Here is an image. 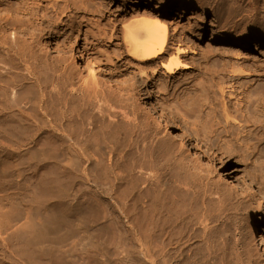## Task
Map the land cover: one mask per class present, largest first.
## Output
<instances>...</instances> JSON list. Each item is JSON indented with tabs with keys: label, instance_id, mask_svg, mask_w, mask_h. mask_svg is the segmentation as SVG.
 <instances>
[{
	"label": "rangeland",
	"instance_id": "374dc122",
	"mask_svg": "<svg viewBox=\"0 0 264 264\" xmlns=\"http://www.w3.org/2000/svg\"><path fill=\"white\" fill-rule=\"evenodd\" d=\"M32 1L42 7L37 14L38 21H35L37 28H0V77L3 75L0 89L9 87L5 81L10 80L19 90L31 86L33 89L37 87L40 95L48 91L42 102V109H46L43 112H48L51 122L65 123L63 126L68 129L71 150L78 155L75 157L80 172L73 175L71 190L47 201L58 219L54 228L65 220V233L68 238H73L75 246L71 241L64 246L68 261L71 264L77 261L82 264H254L255 261V264H264V245L259 240V235L264 237V184L261 189L248 181L245 186L238 185L234 172L239 169L264 180L263 170L256 168L260 161H264L256 135L264 131V53L221 52L218 46L213 51L208 47V41L199 48L186 43L181 32L172 28V39H182L186 46L178 47V41L171 40L170 48H175L174 53L169 50L171 54L167 52L168 55L155 63L143 62L134 58L128 45L131 38L135 39V32L144 28L143 25L140 27L143 23L139 20L153 18L148 15L146 7L137 10L134 0H92L95 4L93 6L91 2L87 12L76 9L78 0ZM145 1L153 5L161 0ZM162 1L171 6L182 5L180 13L185 24H196L207 17L217 16L221 23L235 28L240 38L264 35V0ZM13 2H0L3 10L0 19L5 11L8 14L7 8H15ZM97 6L99 11L95 9ZM78 14L91 21L82 23L78 20L74 27L71 22ZM176 14L168 20L174 22L178 17ZM14 16L25 21L29 18ZM135 21L141 23L134 27ZM14 32L21 40L17 44L9 43L3 36ZM93 34L95 37L91 36ZM54 47L62 50L59 65L57 56L52 53ZM208 50L212 54L208 55ZM92 52L102 56L107 63L111 62V66L114 64L117 76L89 56ZM50 58L52 62H49L53 64L49 72L44 62ZM175 58L180 64L174 68V73H170L162 65ZM30 59L34 61L29 63ZM38 69L52 76L40 78ZM118 77L127 85L135 86L137 95L145 87L153 101L163 106L168 115L187 131L191 143L182 145L174 138L173 132L162 129V125L159 128L152 111L127 99L129 94L120 88ZM39 88L46 89L39 92ZM258 123L262 124V129ZM247 131L253 133L250 137L253 144L248 147L244 144ZM205 137L216 141L231 155L235 152L230 156L231 160L222 159L223 154L205 147L202 144ZM59 144L43 147V152L34 161L24 162L17 168L11 165L4 178H0V194L7 197V202H15L20 196L25 199L18 213L8 214L6 220L12 219L13 224L22 226L28 220L42 219L40 204L34 200L31 187L38 182L40 173L33 172V168L38 165L42 169L47 164L66 162L68 151ZM17 170L21 171L20 180L16 177ZM115 172L121 174L119 179H115ZM80 173L85 174L84 177ZM232 191L237 196H232ZM80 200L86 203L83 204L86 210L79 205ZM103 207L118 214L124 236L119 238L102 229L99 215ZM123 225L137 230L140 236H131ZM139 225L143 228L138 229ZM252 227L261 233L251 232ZM254 237L263 254L259 261L250 257L252 246L249 245ZM140 242L145 244L149 254L139 251Z\"/></svg>",
	"mask_w": 264,
	"mask_h": 264
},
{
	"label": "bare ground",
	"instance_id": "6f19581e",
	"mask_svg": "<svg viewBox=\"0 0 264 264\" xmlns=\"http://www.w3.org/2000/svg\"><path fill=\"white\" fill-rule=\"evenodd\" d=\"M0 2H2V0ZM57 2H58V0H57ZM76 2L77 3H75V4H77V7H78L76 9L77 10L81 9V10H85V11L90 7L91 2L93 4V6L95 4V3H93L92 0H78ZM13 3H15V0ZM54 3H56V2H54ZM7 4H6V6H7ZM15 4H16V6L13 10L10 8H7L8 14L5 13L6 11L4 12V16L0 19V28L1 29H11L12 28V30L14 27H15V29H17L16 27L22 28L24 26H28L31 29H33L34 26L37 28V26H36L37 23L35 24V21L38 19L37 18L38 12L42 9L41 5L39 6L40 3L36 4L32 0H18ZM92 4H91V6H92ZM171 5H167L162 0L157 1L153 5L149 1L134 0V7L137 10L139 8L146 7V9L148 11V15L153 18V20H149V18H148V21H147V19L146 20L145 19L139 20V21H142L143 24H140L141 22L139 23L138 21L134 22L135 23L134 27L136 26V24H140V27H142L141 25L144 26V28H142V30L139 29L140 31H138V32L136 31L138 29L135 30L136 32L133 31L136 33V37L134 40L130 37L131 38V40H130L131 44L128 43L129 44L128 46H130V48H128V49H129V51L130 50L132 51L131 54H133L135 59L143 61V62L149 61V62H153V63H155L156 61H161L163 59L164 55L167 54V52H170L169 50H171V48H170V46H171L170 44L172 42L171 40H174V42L178 41L177 42L178 47L183 48V46H186L182 39L178 38L179 40H177V41L175 39H172V37H174L173 35L171 36V33H170L172 28L174 29V31L177 30V31L181 32V35H182V37H184L186 43L188 42V43H191L192 45H197V47L200 46L199 48H201V45L204 41H208L209 42L208 47L210 49H211V47H212V49H214L218 46V48L222 50L221 52H223V51L224 52H227V51L231 52V50H234V51H238L239 54H251V53H253V55H257L259 52L264 53V35L260 34L258 36H255L252 39L251 38H240L239 33L235 28L230 27L226 23H221L218 20L217 16L216 17L215 16L207 17L203 22H200V23L185 24V23H183L184 16L182 15V13H180L181 9H183V6L178 5V4L175 6L174 5L171 6ZM0 6H1V4H0ZM51 6H52V3H51ZM52 7H54V6H52ZM72 7H75V6H72ZM98 7L99 6H97V8H95V9L97 10ZM100 7H101V5H100ZM100 7H99V9H100ZM0 8H2V7H0ZM93 8H91V9H93ZM95 9H94V11H95ZM99 9H98V11H99ZM102 9H103V7H102ZM68 10H69V8H68ZM54 11H55V8H54ZM72 12H73V10H72ZM83 12H82V14H84ZM90 12H91V10H90ZM100 12H101V10H100ZM0 13H2V15H3V10L0 9ZM73 13L75 14L76 12H73ZM92 13H94V15H95V12H92ZM98 13L96 12V14H98ZM173 14L178 15V17L174 18L175 19L174 22H173V20H172V22H170L168 19ZM14 15L20 16L21 18H22V16L23 17H29V18L27 19V21H25V20L17 19ZM137 15H139V14H137ZM146 15H147V12H146ZM149 16H147V17H149ZM42 20H44V18ZM54 20H56V19H54ZM78 20H80V22H82V23L83 22L86 23L87 21H91V20H87L85 15H79L78 14L73 18L71 24L74 25V27H75V24L77 23ZM98 22L99 21H97V23ZM54 25H55V22H54ZM95 25H96V22H95ZM90 26L91 25H89V27ZM93 26H94V24H93ZM181 26H182V28H181ZM52 27H54V26H52ZM19 28H18V30H19ZM86 28H88V27H86ZM128 28H130V27H128ZM90 29H89V31H90ZM130 29L133 30L132 28H130ZM126 30L129 31V29H126ZM90 33H91V31H90ZM27 34H28V32H27ZM132 35H134V34H132ZM3 36L5 37V39H7L6 41H9V43L17 44V43L21 42V40L15 34V32L12 34H9L6 36L3 35ZM91 36L95 37L94 34ZM99 36H97V37H99ZM126 36H127V31H126ZM207 36L208 37L210 36V38L208 39ZM22 42H23V40H22ZM24 42H25V40H24ZM46 42H47V44H50L49 40H47ZM9 43H8V45H9ZM25 43H27V42H25ZM37 43H38V41H37ZM13 44L11 46H13ZM5 45H7V44H5ZM32 45H33V43H32ZM23 46H22V48H23ZM26 46L28 47V44ZM188 46L190 48L189 44H188ZM194 47H196V46H194ZM173 48L174 47H172L171 51L175 50V48L174 49ZM3 49H1V50L3 51ZM179 49H177V50L178 51L181 50L182 53L184 52V49H180V50ZM16 50H19V49H17V47H16ZM35 50H37V49H35ZM215 50L216 49H214L213 51H215ZM178 51L176 52V56H177V53H179ZM187 51H188V49H187ZM8 52H9V50H8ZM22 52H24V51H22ZM28 52H26V53H28ZM32 52H33V50H32ZM174 52L175 51H173L172 53H174ZM202 52H204V51H202ZM217 52H219V51H217ZM34 53H35V51H34ZM52 53H54L58 58L59 56L62 55V50L59 47H54V51ZM209 53L212 54L211 50L207 51L208 55H209ZM238 53H236V54H238ZM19 54H20V51H19ZM28 54H27V56H28ZM39 54H41V52ZM170 54H171V52H170ZM203 54H205V53H203ZM12 55H13V53H12ZM32 55H34V54H32ZM208 55H206V56H208ZM36 56H37V54H36ZM41 56L43 57V55H41ZM89 56H92L93 59H95L98 64L103 65L111 73H113L115 76H117L115 68H113L114 64H113V66H111L112 64L111 65L109 64L111 62L107 63L103 59L102 56H101L102 57L101 58L99 55L94 54V52L89 53ZM178 56H177V58H178ZM19 57H20V55H19ZM6 58H4V60ZM39 58H41V57H39ZM52 58H50V60H47L48 62L47 61L44 62L46 65L44 67L47 68L48 70L50 69V67H52L51 65L53 63L51 64L49 62V61H51ZM177 58H175L173 60L170 59L166 64L163 63V65H162L163 68H165L170 73H174V68L178 67V65L180 64V62L178 64V62L176 60ZM255 59H258V58H255ZM30 60L31 61H29V63L34 61V60L32 61V59H30ZM58 61H59V58L57 59V64H58ZM8 62H10V61H8ZM40 62H41V59H40ZM40 62H39V64H40ZM26 64H27V62H26ZM33 66H35V65H33ZM33 66H31V67H33ZM45 68H44V70H47ZM55 68H57V67H55ZM52 69H54V68H52ZM44 70L43 69L39 70L40 78L41 77L45 78V76H47V75L50 76L49 73L46 74L47 72L45 73ZM32 71H33V69H32ZM26 72L29 73L28 70H26ZM49 72H50V70H49ZM51 74H53V73H51ZM39 76H38V78H39ZM13 79H14V77H13ZM46 79H47V77H46ZM45 80L43 79L42 81H45ZM12 81L15 83V80H12ZM46 83H47V81H46ZM46 83H44V84H46ZM36 84L34 86H36ZM118 84H120L121 89H124V91L128 92L129 95H126V96H128V98L126 97L127 99L130 98V100H133L134 102H136L137 105L142 106L143 108H146V110H150L155 114L156 125L159 128H161V125H162V129H164V130L168 129L171 132H173L174 138L182 145H185L189 142L191 143V137L189 136L187 131L179 123H177L170 115H168L167 110L163 106H161V105H159L153 101L151 93L148 90H146L145 87L142 89V91H140V95H137V92L134 89L135 86L132 87L133 85L132 86L127 85V82L124 79H122L121 77H118ZM5 85L9 86V87H3L2 86V89H0V178L1 179L4 178L5 173L11 167V165L13 167L17 168L18 166L22 165L24 162L27 163V161H30V160L34 161L35 159H38L40 154L43 152L42 148L45 146H49L52 143H54V144L61 143L59 145L63 146L64 149L66 151H68L69 156H68V160L66 162H64L63 164H60V163L59 164H55V163L47 164L44 167H42V169H40L39 166L36 165L33 168V170H34L33 172L40 173L39 174L40 178L37 177L39 180L36 178L38 180V182L36 181L37 183H35L34 186L31 185V187H32V193L34 194V196L32 195L34 197V200H36L40 204V205H38V208L43 213L42 219L28 220L22 226H19L17 224H13L12 219L7 218V220H6V216L8 214L11 213V214L15 215L18 213V210H19L18 208H19V206H21L23 204L25 199L20 196V197L16 198L15 202L9 203V202H7V197L2 196L0 194V264H71L68 261V258L66 256L67 251L64 250V246L68 245L69 241H71V244L74 245V243L72 241L73 238L72 237L68 238L66 233H65L66 227H67V225L64 223L65 220L60 221L59 225H57V228H54V224H55L54 222L57 221L58 219L55 216L56 215L55 210H53L49 205H47V201L52 199V198H55V197H61V196L65 195L69 190L72 189V187H73V178L72 177L74 174L80 172L79 168H78L80 165H78V163H77L78 159H76V157L78 155L76 156L75 153L72 152V150H71V138H70L69 134H67L68 129H66L63 126V125H65V123L64 124L58 123L59 124L58 125V124H56L57 119H55V121H56L55 122L56 125H55L53 122H51L50 118H48V116H47L48 112H43V110H46V109H44V108L42 109V107H43L42 102H44V98L47 97V94H49V92L47 91L48 92L47 93L46 91H44L46 89L45 88L43 91L46 93V96L43 95L45 93L42 91V89H43L42 84H40V86L42 85L41 86L42 89L39 88V92H40V90L43 92L42 95H40L41 93L40 94L37 93L38 92L37 87H36L37 89L35 88L36 90L31 88V86H30V88L26 86L27 89H25V90H19L17 88L18 86L17 87L13 86V83H11L10 80H6ZM17 85H18V82H17ZM19 86H21V85H19ZM20 89H22V88H20ZM121 99H123V101H124L125 98H123V96H122ZM127 99H126V101H127ZM46 101H47V99H46ZM124 103H126V102L124 101ZM45 106L46 105L44 104V107ZM48 111H49V109H48ZM256 112H258V111H256ZM262 112H263V110H262ZM65 113L66 112H64V116H66ZM263 113H262V115H263ZM248 114H250V113H248ZM50 116H52V115H50ZM60 117H61V115H60ZM51 118L53 119V117H51ZM60 119H62V117ZM256 120H258V119H256ZM159 122H160V124H159ZM254 122H255V120H254ZM259 125L261 126V128H259V129H262V127H263L262 124H259ZM263 130H264V128H263ZM248 131H250V130H248ZM242 132H244V131H242ZM252 134L253 133L248 132V134H246V136H245V143L244 142L243 143L247 147L253 144V142L251 141L252 138H250L251 136H253ZM237 135H238V133H237ZM242 135H244V133ZM256 135H257V137H259V140H260L259 142L261 143L260 147H259L260 149L258 148L260 150L259 152L261 154H263V156H264V142H263L264 141V131L261 130L259 132V135H258V133H256ZM243 140L244 139H242V141ZM202 144L205 147H207L208 149H212L213 151H215L218 154H223L222 159L231 160L230 156H232V155L234 156V154H235V152H234V154L231 155L230 151L228 152L224 148L221 149L220 144L218 145L216 143V141L215 142L211 141L207 137L203 138ZM240 146H243V145H240ZM256 147H258V146H256ZM258 161H260V160H257V162ZM257 162H256V164H258ZM256 164L254 166H257ZM29 166H30V164H29ZM30 167H29V169H30ZM32 167H33V165H32ZM256 168H259V169L263 170V172H264V161H260L259 167H256ZM234 172L236 173V180L238 181V185L245 186V185H247L246 183L248 181V182H250V184H252V185L255 184L258 186L259 189H261L260 186H262V183L264 184V180H262V178H254L250 174L242 172L239 169H236ZM83 173H85V172H83ZM16 174H17V176H16L17 179L20 180L21 179V171L17 170ZM80 175H82V177H84L83 175H85V174L80 173ZM114 175H115V179H117V177L119 179V176L121 174L119 172H115ZM231 195L237 196L235 194V192H233V191L231 192ZM83 204H86L84 202V200H80L79 205H81L83 210H86L85 209L86 206L84 207ZM102 205H104V203ZM117 215L114 211H111L108 208L103 207L101 209L99 219H100L101 227L104 231H106L108 234H111V235H114V236L120 238L124 235L122 232L123 228L120 229V227H119L121 223H120V221H119L120 219L117 217ZM1 218L4 221H2ZM126 220H128V219H126ZM257 220H259V219H257ZM127 223H126V225H127ZM125 227L127 228L126 229L127 232H130L131 236H133L132 234L139 235V232H137V230H135L133 228L131 229L128 226H124V228ZM140 227L143 228L142 225H139L138 229H140ZM141 230H143V229H141ZM57 232H60L62 234L61 235H59L60 233L56 234ZM141 232L143 234H145V232H143V231H141ZM251 232H258L259 233L260 230L256 229L255 227L254 228L252 227ZM54 233H55V235H54ZM124 233H126V232H124ZM139 236L137 239L139 241H141V237H139ZM259 236H260L259 240L260 241L262 240V245H264V237H262L261 235H259ZM143 238H145V237H143ZM257 241H258L257 238L254 237L252 239V243H251L252 245H249V244L248 245L252 246L251 250H249L251 252L250 257L259 261V260H261L259 258H261L262 255L264 254V249H263V254H261V251L259 249V244ZM142 242H144V241L142 240ZM161 243H162V241H161ZM139 245H140V247H139ZM139 245H138L139 251H144L145 254H149V251L147 250L144 243L140 242ZM159 246H160V244L158 245V247ZM160 248L162 249V247H159V249ZM163 250H164V248H163ZM160 252H162V250H160ZM164 255H166V254H164ZM165 257H167V256H165ZM249 259H251V258H249ZM255 260H252V261L254 262ZM255 262H254V264H255ZM75 264H82V263H79L77 261Z\"/></svg>",
	"mask_w": 264,
	"mask_h": 264
}]
</instances>
